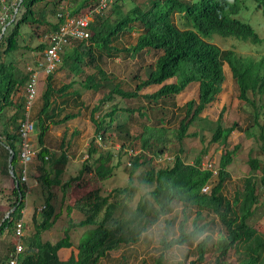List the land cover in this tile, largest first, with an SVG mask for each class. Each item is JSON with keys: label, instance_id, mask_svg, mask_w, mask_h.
I'll return each mask as SVG.
<instances>
[{"label": "trees", "instance_id": "1", "mask_svg": "<svg viewBox=\"0 0 264 264\" xmlns=\"http://www.w3.org/2000/svg\"><path fill=\"white\" fill-rule=\"evenodd\" d=\"M48 1L19 0L18 9L22 8L23 12L7 35L5 27L0 37V56L5 57L18 49L21 28L37 23L34 6ZM253 1L261 6L264 16V0ZM52 3L54 7H59L54 13L56 22L49 24L51 32L61 23L62 18L57 16L65 8L69 15H76L92 8L97 0H53ZM123 3L124 0H113L102 14H95L93 21L88 25L89 38L86 41H72L76 45L71 46L69 43L71 47L65 50L64 46L60 54L62 66L67 67L73 74L81 73L82 65L94 66L95 73L84 79V89L101 92L105 86L110 85L108 92L103 94L99 101L101 104L111 101L114 96L120 99L142 98L147 102H157L174 97L183 92L190 83H196L197 98L184 104L185 115L175 132L176 140L181 143L190 136L189 128L201 119L199 115L202 111L221 92L224 82L223 65L226 64L237 87V99L255 109L249 93H264V56L259 59L238 56L232 50L222 51L209 42L213 35L233 37L252 44L262 42L250 25L234 18L240 10L241 0H147L142 5H131L127 10ZM16 8L17 6L11 7L10 14H13ZM108 10L110 14L105 15ZM174 15L180 18L181 28L174 23ZM7 22L9 19L5 24ZM133 26L139 29L135 44L121 49L113 46V42ZM86 42L88 45H85ZM46 46V43H43L33 50L41 52ZM148 49L158 51L160 55L148 69L145 79L134 76L138 82L132 91L122 90L118 84H110L106 73L95 64L96 59L102 58V55L112 56L111 54L124 52L135 56ZM29 78L30 73L22 74L11 61L0 59V173L2 176H9V171L12 170L13 174V186L10 187L12 199L8 201L5 213L0 214V244L2 243L4 248V257L0 264H8L14 251L15 224L21 218L26 197L24 184L16 185V173L20 169L18 122L23 118L24 101H15L13 96L19 88L26 85ZM51 78V74L46 76V88L41 96L42 105L34 123V128L38 131L39 145L34 159L40 162L37 179L42 192L47 191V195L40 213L37 214L34 210L29 217L31 230L21 238L22 251L17 256V264H99L100 260L119 246L132 247L141 239L143 233L154 225H159L160 221L163 222L162 235L158 240L161 252L154 259V264H165L164 251L188 243H196V258L189 264L202 263L210 245L217 251L214 264H226L228 251L238 243H243L247 255L239 264H264V236L260 237L247 223L253 214V207L259 200L258 188H264V177L255 176L257 171H264V165L260 167L256 160H248L251 173L243 179L242 189L234 194L232 200L222 193L229 177L227 167L232 163L237 146L231 151L226 150L220 156L213 181L211 170L201 167L205 150L190 164L185 163L181 156L176 154L169 166L156 169L149 164L150 160L145 159L143 153H134L131 148L125 152L121 149L120 152L128 156L127 184L122 188L113 189L105 196H102L96 187L73 202H68L65 204L68 220L63 237L55 242L43 240V233L50 230L61 215L53 208L50 188L59 187L64 202H67L72 184L77 182L78 185L84 175H93L95 181L108 178L116 166L112 163L113 154L110 151H97L94 143L97 140L106 142L108 132L119 125L116 123L117 113L128 112L112 105L102 117L94 118L95 111L90 113L94 125V137L88 150L91 162L82 163L74 177L60 184L62 168L58 166L64 165L67 158L64 153L58 158L49 157L50 152L44 146V137L50 124L66 122L74 118V115H65L57 121L50 119L53 116V108H50L51 97L56 92L62 94L68 87L63 86L55 92ZM170 80L174 81L168 82ZM151 86L159 88L151 94H139L141 90ZM7 108L12 109V114L5 118L4 111ZM223 112L224 109H221L214 122L211 143L225 144L229 135L239 129L236 123L223 127ZM252 122L258 125L256 112L252 116ZM245 132L248 133V129H245ZM153 136L158 139L162 136L161 131L153 133L149 130L148 136L142 141L143 149L149 148L147 139ZM123 146L122 144L121 147ZM140 169L143 171L135 178L143 192L134 203L137 186L134 185L133 177ZM206 185H209V191L203 193L202 189ZM176 203L182 205V219L177 224V233L173 230L174 219L166 217ZM190 208L196 210L190 229H187L186 210ZM202 209L215 215L224 230L226 240H213L207 232L208 225L199 223ZM73 210L79 211L83 219L73 222L70 219ZM74 229H83L77 244L72 243L69 236L70 231ZM200 237H203V240H200Z\"/></svg>", "mask_w": 264, "mask_h": 264}, {"label": "rangeland", "instance_id": "2", "mask_svg": "<svg viewBox=\"0 0 264 264\" xmlns=\"http://www.w3.org/2000/svg\"><path fill=\"white\" fill-rule=\"evenodd\" d=\"M52 1L49 0L47 3H40L34 6L37 23L22 27L18 38V49L5 57L0 56V59L3 58L6 62L11 61L22 74L27 72V68L33 69L36 67L40 51H35L33 48L45 43L46 38L52 31L49 24L53 25L56 22L54 13L57 12L56 10L59 6L57 8L54 7ZM183 1L189 2L190 0ZM146 2L147 0H124L123 4L127 10L131 5H142ZM4 3L5 5L12 4L13 7L17 6L16 13L13 14L12 20L6 26L5 35H7L14 23L19 19L23 9H18L19 0H5ZM261 10V6L257 5L253 0H241L240 10L234 16L237 20L250 25L259 38L262 39L261 43L252 44L233 37H221L218 35H213L209 42L222 51L232 50L238 56L254 59L264 56V16ZM109 14L108 10L105 15ZM173 20L181 28V21L177 15L173 16ZM138 33L139 29L133 26L131 30L123 32L113 42V46L118 49L133 46ZM70 43L71 46L76 45L74 42ZM85 45H88V42ZM71 46L68 44L64 48L66 50ZM111 55H102V58L96 59L95 64L106 73L111 81L110 84H118L120 89L132 91L138 82L134 76L145 79L148 69L152 67L160 52L148 49L139 52L135 56H130L124 52ZM81 69V73L73 74L67 67L62 66L60 56V62L56 70L51 74V84L55 92L63 86L68 85V87L62 94L56 92L51 97L50 108H53V116L50 119L57 121L65 115H74V118L66 122L50 124L44 137V146L50 152L49 157L52 156V159L58 158L61 153H64L67 158V162L64 165L58 166L62 168L60 184L74 177L80 170L82 163L85 161L91 162L88 158V150L90 141L94 137V125L91 122L90 113L95 111L94 118L102 117L112 105L126 109L128 112L119 111L117 113L116 123L119 125L108 132L106 142L103 143L97 140L94 143L97 151H110L113 154L112 163L116 166L108 178L103 181H95L93 175H84L78 185L77 182L72 184V188L68 191L67 202H64L59 187L52 186L50 188V192L53 195L51 200L53 208L56 212H60L61 215L54 226L43 233V240L54 242L63 237V230L66 228L68 220L65 215V204L73 202L87 193V191L96 187L99 188L100 194L105 196L113 189L122 188L127 184L128 156L127 154H122L120 152L121 149H124L123 152H125V150L131 148L134 153H143L145 159L150 160L149 164L156 169L169 166L176 154H179L185 163L190 164L205 150L206 152L201 158V167L206 168L210 165L216 169L220 156L226 150L231 151L234 146H237L232 163L227 167L229 177L225 181L222 190L223 195L229 200H232L234 194L242 189L243 179L251 173L248 160H256L260 167L264 165V93L262 95L249 93V98L254 101L255 109L249 104L238 100L237 87L226 64L223 65L224 82L221 92L202 111L199 115L201 119L197 120L189 128L188 133L190 136L186 137L181 143L176 140L175 132L180 120L185 115L184 104L197 98L198 86L196 83H190L183 92L174 97L160 99L157 102H147V100L142 98L120 99L114 96L111 101L101 104L99 101L103 94L108 92L110 85L105 86L101 92L84 89L85 77L95 73V68L93 65L85 64L81 66ZM173 81L170 80L168 82ZM46 82V76L40 73L37 82L36 100L31 109L33 123H35L36 116L42 105L41 96L45 91ZM158 88L159 86H151L141 90L139 94H151ZM13 100L24 101V87L19 88L13 96ZM221 109H224L222 114L223 127H229L232 123H236L239 129L234 130L229 135L225 144L211 143L210 138L215 126L214 122ZM255 112L258 115V125L252 122V116ZM11 114L12 109L10 108L4 111L5 118H8ZM245 129H248V133L245 132ZM149 130L153 131V133L161 131L162 136L158 139L155 136L148 138L149 148L143 149L141 147L142 141L148 136ZM37 133L38 131L34 128L32 135H30V144L38 152ZM125 133L127 136H125ZM260 134H262V137H260ZM122 144L124 145L123 147H121ZM39 166L40 162L37 159H34L27 166L28 177L27 185H24L26 193L24 210L29 212V217L34 210L37 214L40 213V210L44 207V198L47 195V191L42 192L41 185L37 179ZM142 167L147 168V166ZM47 168H49V165H47ZM142 171L140 169L133 177L134 185L137 186L134 203L143 192L138 187L137 178H135ZM214 176H216V173ZM214 176L211 181L214 180ZM255 176L257 178L264 177V171H257ZM12 186L13 179L11 175L2 176L0 173V200H5L4 198H6V204L0 201V213H5L8 201L12 199L10 195V187ZM208 191L209 185L207 193ZM257 193L259 200L253 207V214L247 223L256 230L260 237H263L264 188L259 186ZM3 208L5 209L3 210ZM181 209L182 205L176 203L172 211L166 215L167 218L174 219L173 230L175 232L179 220L182 219ZM195 210L196 208L186 210L187 229H190ZM200 213L201 220L199 223L208 225L207 232L212 236L213 240H216L215 236L217 233L224 235V230L214 214L205 209H202ZM70 219L73 222H79L83 219V215L79 211L73 210L70 214ZM162 230L163 222L160 221L159 225H154L143 233L141 239L132 247L119 246L100 260L99 264H154V259L161 252L158 240L162 235ZM82 231L83 229L70 231L69 236L72 243L77 244ZM195 244L188 243L164 251L165 264H189L196 258ZM216 256L215 247L210 245L204 255V261L200 264H214ZM246 256L243 243H238L228 251L225 263L239 264Z\"/></svg>", "mask_w": 264, "mask_h": 264}, {"label": "built area", "instance_id": "3", "mask_svg": "<svg viewBox=\"0 0 264 264\" xmlns=\"http://www.w3.org/2000/svg\"><path fill=\"white\" fill-rule=\"evenodd\" d=\"M113 0H97V3L92 6V8L86 9L82 13L76 15H69L67 9L62 13H59L57 17L62 18L61 23L58 25L57 29L51 32L46 38V48H44L38 56L35 68H27V72L30 73V78L24 86V112L23 118L18 122V135H19V151L18 160L20 169L16 173L18 183L27 185V166L33 162L37 150L30 144L31 138L34 130V123L31 117V109L36 100L37 82L40 77V73L44 76L52 74L60 62V54L62 53L63 47L72 41H86L89 38L88 25L93 21L95 14H102L104 10L111 4ZM5 0H0L1 10H0V37L5 31L6 25L5 21L9 19L12 20L13 14H10L9 9L12 4L5 5ZM5 24V25H4ZM211 170L212 177L216 173V169L211 167L203 168ZM10 175L13 176L12 170L9 171ZM215 177V176H214ZM207 187H203L202 192H207ZM24 209L21 211V218L16 222L14 229V238L16 243L14 245V251L11 253L8 264H17V256L22 251L21 238L24 235V221L22 219Z\"/></svg>", "mask_w": 264, "mask_h": 264}, {"label": "crops", "instance_id": "4", "mask_svg": "<svg viewBox=\"0 0 264 264\" xmlns=\"http://www.w3.org/2000/svg\"><path fill=\"white\" fill-rule=\"evenodd\" d=\"M4 199L6 200V198H4ZM5 200H0V201L3 202V204H6V201ZM24 202H25V200H24ZM24 205H25V203H24ZM4 209L5 208H3V210ZM28 213H29L28 211L25 212V210H24L23 217H22V219L24 221V225H25L24 235L31 230V225L29 224V214ZM0 214H2V213H0ZM3 251H4V248H3V244L1 243L0 244V261L4 257V252ZM3 264H6V262H3Z\"/></svg>", "mask_w": 264, "mask_h": 264}, {"label": "clouds", "instance_id": "5", "mask_svg": "<svg viewBox=\"0 0 264 264\" xmlns=\"http://www.w3.org/2000/svg\"><path fill=\"white\" fill-rule=\"evenodd\" d=\"M215 239L217 240V242H222V241L226 240L227 237L220 234V233H217L215 236ZM200 240H203V237H200Z\"/></svg>", "mask_w": 264, "mask_h": 264}, {"label": "water", "instance_id": "6", "mask_svg": "<svg viewBox=\"0 0 264 264\" xmlns=\"http://www.w3.org/2000/svg\"><path fill=\"white\" fill-rule=\"evenodd\" d=\"M11 157L9 158V161H10Z\"/></svg>", "mask_w": 264, "mask_h": 264}]
</instances>
